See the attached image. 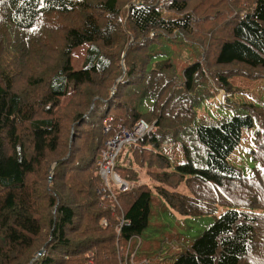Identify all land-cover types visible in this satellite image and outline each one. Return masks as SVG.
I'll return each instance as SVG.
<instances>
[{"label":"trees","instance_id":"1","mask_svg":"<svg viewBox=\"0 0 264 264\" xmlns=\"http://www.w3.org/2000/svg\"><path fill=\"white\" fill-rule=\"evenodd\" d=\"M239 77L264 78V0H0V264H121L153 192L215 218L171 264H264V103L196 124ZM140 120L108 189L106 142Z\"/></svg>","mask_w":264,"mask_h":264},{"label":"rangeland","instance_id":"2","mask_svg":"<svg viewBox=\"0 0 264 264\" xmlns=\"http://www.w3.org/2000/svg\"><path fill=\"white\" fill-rule=\"evenodd\" d=\"M249 2L243 4L244 8ZM243 15V14H242ZM88 45L78 47L73 51L72 65L75 70L83 67ZM194 49L187 50L185 46L179 53L182 55L174 58L177 63L188 64L197 61L202 49L193 46ZM164 52H167L164 50ZM168 55V53H167ZM121 81V80H120ZM235 92L231 94L221 90L217 99L204 101L198 108L196 124L200 125H220L234 117L240 115L239 109L243 103H264V78L257 82H252L244 77L234 80ZM227 104V106H225ZM139 180L136 184L149 183L146 174L139 171ZM51 177V173H50ZM183 194H189L190 191L185 184L178 190ZM215 221L212 216L184 217L175 212L159 195L153 192V201L151 203V217L148 229L140 237L134 238L127 247L124 246V261L121 264H171L173 258L180 253L187 245ZM43 250L42 255H46ZM130 254L128 260L126 256Z\"/></svg>","mask_w":264,"mask_h":264},{"label":"built area","instance_id":"3","mask_svg":"<svg viewBox=\"0 0 264 264\" xmlns=\"http://www.w3.org/2000/svg\"><path fill=\"white\" fill-rule=\"evenodd\" d=\"M152 131H154L152 125L140 122L132 132L124 131L106 142V148L101 153L98 166L100 177L108 189H110L111 182L121 189L128 187L115 172L116 162L125 146L135 143Z\"/></svg>","mask_w":264,"mask_h":264},{"label":"water","instance_id":"4","mask_svg":"<svg viewBox=\"0 0 264 264\" xmlns=\"http://www.w3.org/2000/svg\"><path fill=\"white\" fill-rule=\"evenodd\" d=\"M55 166H56V165H54V166L51 168L50 182H51L52 179H53V174H54V168H55ZM43 250H44V249L41 250V252L39 253V256H41V254L43 253Z\"/></svg>","mask_w":264,"mask_h":264},{"label":"bare ground","instance_id":"5","mask_svg":"<svg viewBox=\"0 0 264 264\" xmlns=\"http://www.w3.org/2000/svg\"><path fill=\"white\" fill-rule=\"evenodd\" d=\"M140 122H145V123H147L145 120H140ZM140 122H139V123H140ZM139 123H138V124H139ZM136 126H137V125H136ZM136 126H135V127H136ZM135 127H134V128H135ZM134 128H133L132 130H123L122 132H124V131L132 132V131L134 130ZM122 132H121V133H122Z\"/></svg>","mask_w":264,"mask_h":264},{"label":"clouds","instance_id":"6","mask_svg":"<svg viewBox=\"0 0 264 264\" xmlns=\"http://www.w3.org/2000/svg\"><path fill=\"white\" fill-rule=\"evenodd\" d=\"M117 163V162H116ZM126 183V182H125ZM127 184V183H126ZM128 185V184H127Z\"/></svg>","mask_w":264,"mask_h":264}]
</instances>
